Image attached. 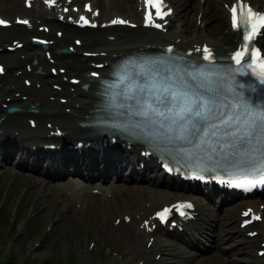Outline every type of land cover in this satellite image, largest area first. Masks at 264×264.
Returning <instances> with one entry per match:
<instances>
[{
    "label": "bare ground",
    "instance_id": "obj_1",
    "mask_svg": "<svg viewBox=\"0 0 264 264\" xmlns=\"http://www.w3.org/2000/svg\"><path fill=\"white\" fill-rule=\"evenodd\" d=\"M58 1L62 2L60 9L57 8V10H54L52 7H50L49 10H45L40 21L34 22V26H38V24H51L49 31H39L38 29L34 28V26L31 28H11L9 30L6 29L4 31H0V58L5 61L7 60L8 66L12 67V76L9 80H6L5 78L3 79V77L0 76V81H2L0 85V118L4 114L6 115L3 120H16V118L20 115L27 116V118H37L40 121H42L43 118H51L54 120V123L59 122V120L65 121L66 118L70 121L75 117L77 118L79 113L86 112V109L89 107L91 95L89 94L88 89L84 90L80 86L70 89V87L64 82L63 79L60 78V76L57 78V75H52V73L50 74L49 70L52 66H56L61 72L65 71L63 73L65 75L70 73L71 75H69L68 78L74 74H78L80 77H82L83 81L91 82V80L87 78L86 73L94 66V54H105L104 57H102L103 55L97 56L98 60L96 61H100L101 59L105 60L106 57L114 52H119L124 49H131L133 47L137 48L138 45H144L148 42H151V40L155 41L158 39V37H155L154 34L150 33L148 29L142 27H140V30L136 29L133 33L126 30L118 31L117 28H113L112 30L110 29V33L95 34L98 36H93L87 31L84 33L77 32L76 30L81 29L71 25L67 21L64 22L63 20H58L57 15L60 16L64 14L62 5L65 4L64 0ZM95 3L100 6L99 1H96ZM193 3L194 0H191L189 8L183 11L184 14L188 10H191V8H194ZM123 4V7H129L126 11L127 16L136 18V11L131 8V0H125ZM110 10L111 9H101L100 17L102 19H109L112 14H114H111ZM114 15L118 14L115 13ZM64 19H67V15L64 17ZM217 22V19L213 21V23ZM56 28H62L60 35H56ZM38 33L45 34L48 38L47 47L45 48L46 50L50 51V54L46 57H43V60L41 59L42 57L40 55L41 49H43L42 46L38 44L35 47L36 44L33 43L32 40V37L34 35L38 36ZM108 35H113L114 37L109 39ZM165 35L169 34H164L161 36ZM175 35H188L187 27H178L175 30ZM189 35L195 38L199 37L197 33H191ZM10 36H12V39L19 38L24 42L23 45L25 51L23 52L24 54L21 57L20 62L17 63H12L10 58L18 59L20 56L12 57L11 55H5V52L9 51L6 49V46L8 44H12L10 42L6 43ZM67 45H72L73 51L68 52ZM87 52L90 53V56H86ZM39 67L40 73H37L36 69ZM63 74H61V76ZM21 79L29 80L31 85L26 86L24 83L21 84ZM7 81L9 82L7 83ZM74 91L75 94L72 93ZM59 97H64V101L61 102ZM85 97L88 98V100H84L83 102ZM82 103H84L85 108L82 107ZM4 104H6V106H4ZM10 105H15L18 107V110L8 112L7 106ZM30 106L37 107L38 111L34 113L30 112L28 110ZM45 129L49 131L50 129H53V127H47ZM22 131L28 132L26 127L23 128ZM39 132L41 134L44 133L42 129ZM49 139L50 135L46 138V140ZM41 140L42 138L38 137L37 140L32 142L40 143ZM44 151L45 150H41L40 152ZM3 157L4 154L1 155V158ZM147 198L150 201V204L148 207L143 209L144 211H147L149 207L156 205L160 200H162L150 192L147 193ZM235 220L236 216H233L232 221L235 222ZM236 231L237 233H241L242 229L237 228ZM158 248V243L153 241L149 248H143L132 253L133 257H131V263L164 264L161 259L155 258L156 253H152L153 250ZM213 249L218 251L224 250L223 247L218 245V242L213 244ZM134 258L136 259L134 260ZM164 258L166 260V257ZM250 263L256 264L257 260L253 259L251 262H247V264Z\"/></svg>",
    "mask_w": 264,
    "mask_h": 264
},
{
    "label": "rangeland",
    "instance_id": "obj_2",
    "mask_svg": "<svg viewBox=\"0 0 264 264\" xmlns=\"http://www.w3.org/2000/svg\"><path fill=\"white\" fill-rule=\"evenodd\" d=\"M196 2L197 0H194V8H191L192 14L196 12ZM116 5L120 11L124 10L121 4ZM185 6L189 8V3ZM20 10L16 0H0V12L4 15L12 18L14 13ZM223 26L221 22L218 29ZM110 29L101 32H92L97 29L90 28L84 30L98 36L95 34L110 33ZM20 51L22 48L14 53L20 54ZM15 54L11 56L16 57ZM10 60L17 63L21 58ZM3 63L6 65L5 61ZM11 68L7 69L4 75L7 79H10ZM2 164L0 163V264H72L73 260V264L131 262V253L137 245L136 248L132 247L130 244L134 242L131 239L106 224L110 214L117 212V206H120L119 210L123 208V201L118 200L103 207L99 202L89 203L83 207L85 213L59 208L58 197L42 190L29 173H14L13 165L8 168V165ZM14 215L17 220L11 221ZM80 218L85 219L84 223L87 224L84 225L87 229ZM127 255H130V259L126 258Z\"/></svg>",
    "mask_w": 264,
    "mask_h": 264
}]
</instances>
